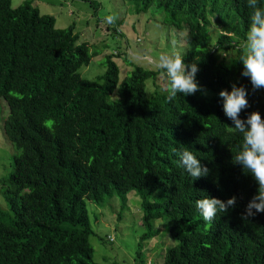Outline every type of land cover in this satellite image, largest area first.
<instances>
[{
    "label": "trees",
    "instance_id": "trees-1",
    "mask_svg": "<svg viewBox=\"0 0 264 264\" xmlns=\"http://www.w3.org/2000/svg\"><path fill=\"white\" fill-rule=\"evenodd\" d=\"M88 1L99 16L100 5ZM125 2L134 14L159 15L161 24L185 33L182 56L197 63L202 91L169 102L162 69L135 66L120 81L115 54L104 75L86 80L80 70L97 53L79 43L74 25L58 29L30 1L14 8L0 0V99L9 109L2 133L19 152L13 173L0 179L7 206H0V264H98L87 203L102 206L117 194L125 207L132 191L142 199L139 264H146L145 245L161 238L159 220L177 244L159 245L152 264H264V212L241 219L258 186L232 163L242 138L225 127L232 121L219 98L233 83L243 85L250 107L240 118L252 111L264 118V89L252 90L239 63L252 12L247 0ZM181 145L210 170L207 176L193 181L179 166ZM204 194L236 196L237 203L209 224L195 207Z\"/></svg>",
    "mask_w": 264,
    "mask_h": 264
},
{
    "label": "rangeland",
    "instance_id": "rangeland-1",
    "mask_svg": "<svg viewBox=\"0 0 264 264\" xmlns=\"http://www.w3.org/2000/svg\"><path fill=\"white\" fill-rule=\"evenodd\" d=\"M27 1L37 7L41 14L53 16L56 19V28L62 30L74 25V33L79 36V43H88L91 51L97 53L90 66L80 70L82 77L89 81H97L105 74L107 57L115 52L120 54L114 57V61L120 69V81H123L135 66L154 69L161 54L177 52L183 55L188 49L184 32L161 24L162 18L159 15L152 19L148 14H134L135 7L127 4L125 0H91L100 5L99 16H94L88 0H12V6L18 8ZM109 15L117 17L116 26L123 21L124 25L117 28L120 33L115 30V25L106 23ZM99 19H103L101 27L98 25ZM109 26L110 31L107 30ZM141 50L148 53L147 56L142 58ZM152 83L151 80L147 82L148 97L152 96ZM114 97L118 98V95L115 94ZM8 113L6 103L0 99V179L8 178L13 173L14 157L19 154L2 133V123ZM141 203L142 199L137 191L127 194L125 207L117 194L102 206L87 203L95 232L90 237V242L95 250L96 263L139 264L136 262V255L141 235L144 233ZM0 206L7 207L1 193ZM165 223L162 220L156 223L157 229L162 230L158 239H162L150 241L144 247L146 264L158 260L160 248L163 246L167 249L177 244ZM108 237H112L114 242L110 243Z\"/></svg>",
    "mask_w": 264,
    "mask_h": 264
},
{
    "label": "clouds",
    "instance_id": "clouds-1",
    "mask_svg": "<svg viewBox=\"0 0 264 264\" xmlns=\"http://www.w3.org/2000/svg\"><path fill=\"white\" fill-rule=\"evenodd\" d=\"M247 6L252 12L239 49V63L243 68L241 75L248 78L252 90L257 91L264 89V0H247ZM116 19V16L109 15L106 17V23L115 25ZM114 54L120 55L116 52ZM157 67L166 75L169 102L175 100L178 94L186 97L202 91L196 81V74L199 71L197 63L186 64L184 57L179 53L161 54ZM247 96L246 87L237 86L236 83L231 85V91L224 89L219 92L223 112L232 121V126L225 127L230 132L238 133L242 138L235 154L232 155V163L239 165L245 175H251L258 186L256 194L246 205L245 213L241 215L244 221L256 213L264 212V118L258 111L246 113V118H240L241 112L250 107ZM176 155L179 166L193 181L209 174L210 170L201 164L200 159L189 147L181 145ZM236 203V196L223 201L204 194L195 201V207L203 220L210 224L218 213H227L236 206ZM108 241L112 243L114 239L108 237Z\"/></svg>",
    "mask_w": 264,
    "mask_h": 264
}]
</instances>
